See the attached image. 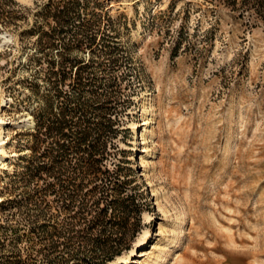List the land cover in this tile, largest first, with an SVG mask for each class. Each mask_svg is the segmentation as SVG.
Instances as JSON below:
<instances>
[{"label": "rangeland", "instance_id": "obj_1", "mask_svg": "<svg viewBox=\"0 0 264 264\" xmlns=\"http://www.w3.org/2000/svg\"><path fill=\"white\" fill-rule=\"evenodd\" d=\"M0 101V264H264V0H0Z\"/></svg>", "mask_w": 264, "mask_h": 264}, {"label": "trees", "instance_id": "obj_2", "mask_svg": "<svg viewBox=\"0 0 264 264\" xmlns=\"http://www.w3.org/2000/svg\"><path fill=\"white\" fill-rule=\"evenodd\" d=\"M88 168L91 171L90 182L93 183L89 191L92 193L95 192L96 188L100 187V184H98L97 181L103 182L105 184H109V186L107 185L108 186L107 189H111L109 188L110 186L113 188L114 185L122 186L126 184L125 181H120L119 175L116 170H110L108 168H104L102 170L99 167H94L92 164H90ZM79 186H80L79 184H74L72 190L75 192H78ZM120 193L121 194H119V197L121 198V200H124L126 198H131V194H128V193L122 194L123 190L120 191ZM99 203H100L99 200H95V199L92 200V204L94 205V207H97V211L99 212H97L94 215H91L90 219H86V217H82L81 219L77 221L68 222L65 225H62L60 229H63V230L65 229L68 231H76L75 228L77 227V225L80 226L85 221L88 222V226H87L88 228L90 229L94 228L96 225L103 222V215H101L100 212H102L104 208H99ZM96 241H98V239ZM98 243L99 245H101V249H100L101 254L98 257H96L98 259L97 260L98 262L95 261V262H92L91 264H104L105 262L113 260L115 256L120 255L123 250L128 249V245L124 241V238H119L115 246H112L111 244H109L108 240H103L102 242L99 241L97 242V244ZM63 245L67 246V244L65 243H63Z\"/></svg>", "mask_w": 264, "mask_h": 264}, {"label": "bare ground", "instance_id": "obj_3", "mask_svg": "<svg viewBox=\"0 0 264 264\" xmlns=\"http://www.w3.org/2000/svg\"><path fill=\"white\" fill-rule=\"evenodd\" d=\"M21 1H23V2H27L28 0H21ZM3 101V100H2ZM2 101H0V108L3 106V104L1 105V102ZM6 102H7V100H6ZM26 121L28 122V124L27 125H29V126H31L32 124H33V122H32V120H31V118H30V116H28L27 118H26ZM146 121V120H145ZM0 123H2V117H0ZM143 125H144V127L142 128V131H141V134H140V136H141V143L140 144H144L145 142H146V139H147V137H148V134L150 133V129H149V127L147 126V123L146 122H143L142 123ZM152 133V132H151ZM229 135H231L230 133H229ZM5 136V135H4ZM7 136V135H6ZM5 139V138H4ZM226 139V138H225ZM229 139H231L230 137H229ZM5 141H3V135L1 136V129H0V161H1V159L2 158H4L5 156H6V151L3 149V143H4ZM225 142V141H224ZM228 141H226V143H227ZM228 143H230V142H228ZM147 144V143H146ZM161 147V146H160ZM146 148V147H145ZM162 148V147H161ZM160 148V149H161ZM147 149V148H146ZM154 149H156L157 150V148H155L154 147ZM148 150V149H147ZM151 150V149H150ZM154 152V151H153ZM149 153V152H148ZM225 153V152H224ZM150 155V154H149ZM148 155V156H149ZM151 155H152V153H151ZM148 158V157H147ZM146 160V159H145ZM185 218V217H184ZM179 234H176L175 236H174V238L170 241V243L172 242V244L171 245H169V246H174L175 245V243L178 241V238H179ZM182 237V236H181ZM180 237V238H181ZM182 239V238H181ZM169 246L167 247V248H165L164 246H160L157 250H158V252L156 253V254H154V253H149V254H147L146 255V258H144V260H142L139 264H159L161 261H163V260H165V258H166V256H167V252H168V250H169ZM167 249V250H166ZM121 258V257H120ZM118 259V260H116V261H112L111 262V264H121L120 263V261L122 260V259Z\"/></svg>", "mask_w": 264, "mask_h": 264}]
</instances>
